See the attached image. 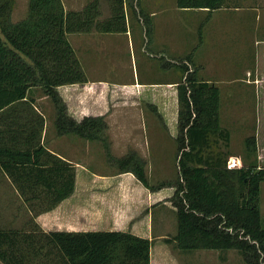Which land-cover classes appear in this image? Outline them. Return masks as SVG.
<instances>
[{
    "label": "trees",
    "instance_id": "obj_1",
    "mask_svg": "<svg viewBox=\"0 0 264 264\" xmlns=\"http://www.w3.org/2000/svg\"><path fill=\"white\" fill-rule=\"evenodd\" d=\"M13 2L0 0V176L26 208L47 212L72 195L75 171L44 147L45 118L35 105L34 91H42L55 106L58 135L99 141L108 151L102 137L105 118L84 117L78 122L69 118L56 91L86 83L67 34L86 32L93 25L96 3L75 13L64 12L61 0H28L26 18L13 23ZM224 2L175 0V5L180 10L211 12ZM122 5V0H113L112 18L102 25L103 32L126 31ZM136 20L149 23L145 17ZM184 59L177 62L183 76L176 88V182L151 187L144 162L135 154L115 161L118 174H132L151 192L169 185L174 188L170 201L175 208L173 241L178 250L235 251L243 264H264L259 207L264 167L256 163L228 167L230 134L220 125L219 90L198 80L192 54ZM244 143L247 154L257 153L254 137ZM0 263L149 264L150 242L127 232L45 233L33 223L28 231L0 230Z\"/></svg>",
    "mask_w": 264,
    "mask_h": 264
},
{
    "label": "rangeland",
    "instance_id": "obj_2",
    "mask_svg": "<svg viewBox=\"0 0 264 264\" xmlns=\"http://www.w3.org/2000/svg\"><path fill=\"white\" fill-rule=\"evenodd\" d=\"M16 1L17 11L19 15H21L22 4H24L26 0H15V3ZM159 1L163 2L161 7H168V9L172 7L173 0H158V2ZM232 1L234 2L230 3V5L236 3L235 5L237 6H233L243 9V12L226 10L224 14L233 17L243 13L249 14V17L254 19V22H251V20L248 22L249 25L251 24L252 27L255 26L254 33L250 30L252 32L250 36L253 35L255 39H264V34L261 29L258 30V26L256 27V25L259 24L256 12L250 11L247 13L246 11V7H248V9L249 7L250 9L254 7L260 10L262 16L260 17V22H262L261 24L264 26V0ZM155 2L156 0H137L136 3L133 2L130 6H127V30L133 34L130 39L135 43V47L132 49L131 46L128 45L130 39L120 38L118 49L112 48L111 52H109L110 55L108 56L109 59L107 62L108 72L103 74L104 78L117 83L133 80H136V82H161L166 81L167 78L168 81L181 80L183 71L179 65H177V62L185 60L184 58L187 56L178 57L168 54L159 58H154L152 56L156 54L158 50V47L152 43L153 41L157 43V41L155 39L156 37L152 36V24L149 18L150 11L157 3ZM158 5H160V3H158ZM102 8L101 12H103V15H107L108 8ZM169 15H173V17L176 16L177 18L175 22H171L173 24H171L169 28L170 32L168 33L170 36L172 35L170 38L173 39L174 42H178V39L185 40L184 37L189 36L190 33L187 32L186 29L190 26L187 24L189 23L191 25L195 20L201 21L198 32L202 33L203 24L206 23L208 19L204 14L188 12L176 13L173 10ZM144 17L149 19V23L146 22L147 24L143 25L139 24V20L137 21L136 19H143ZM187 19L190 20L185 24ZM181 28L182 30H180ZM146 29H148L146 38L150 40V43L145 45L147 54L143 53L144 51H139L137 47V36L141 35L140 41H142ZM167 32V30H164L163 34ZM179 49L180 48H178V50ZM194 49H196V47L188 51L189 55L192 54L193 56L195 52ZM248 50L250 53L251 49ZM113 68L116 72L112 71ZM201 70L202 69H199L197 71V76L212 77V75L208 74L206 71L201 73ZM262 74L264 75V71ZM252 76H254V74H252ZM262 77L263 79L259 83L254 82V85L236 83L233 86H226L224 85L226 82L224 83V80H221V78L212 81V83L219 82L220 80L222 81V84L218 86L215 84L213 85L219 90V116L221 118V127L231 132L227 150L235 157L234 161L229 159V164L235 167L241 165L249 166L255 163L264 167V119L261 118H264V114L262 113V108L264 107V76ZM57 94L66 107V115L74 119L72 115H76V113L71 106L72 99L65 98V93L62 94L64 98H62L59 93ZM228 98H236L238 100L237 109H233V106L227 103ZM173 99L174 98H90L89 100L92 101L91 106H103L105 109H108V116L105 117L106 130L102 133V137L105 139L107 145V154L102 142L81 139L71 134L63 136L58 135L54 124L56 113L55 106L42 91H34L35 105L45 118L43 145L48 151L53 154H59L63 159L71 161L72 163L79 164L83 167V170H86L82 171L84 174L90 173L106 176L118 175L119 170L115 161L123 159L130 154H135L142 160L143 158L146 160L149 154H152V156L156 158L159 155L161 157H158V160L164 159L162 161V163H164L162 166H145L144 164V173L151 187H157L161 184L172 185L177 180L175 161L177 148V143L175 141L177 116H175L174 113L177 112L178 114V103L176 107L172 106L171 109L169 102ZM153 101L160 106L154 105ZM158 109L160 111H166L167 109L168 117H166L165 120L157 115ZM235 112H240L243 114V118H245H238V121L232 119L230 115L235 114ZM74 120L78 122L80 119L78 120V118H75ZM172 127L175 128L172 129ZM251 137L255 138L257 147L256 154H247L245 151L244 141L246 138ZM217 146L224 150L223 144L217 143ZM153 163L157 164L158 161H154ZM74 171L76 177L77 171L75 167ZM138 184L140 183L138 182ZM117 188H120V184H118ZM128 188L129 184L127 185V189ZM133 190L135 191L136 188H133ZM168 191H173V188H170V190L165 188L163 191L164 193H162L165 199H163L162 202H156L152 209H150L154 234L152 236L153 239L155 235L158 237L159 234H162L164 237L161 238L173 240V233H176V221H174V217L171 214V205L169 204V202H171L169 198L172 194L167 193ZM259 200L260 213L264 226V181L260 185ZM72 205V202L69 200L59 204L51 211L41 212V207L32 211L30 208H26L17 197V194L15 195L13 189L0 179V229L25 230L28 226L35 223L48 232H52L53 230L67 231L74 223V219L70 213L73 207ZM146 214L147 212L144 210L142 216L138 217L134 215L128 224L129 230L134 229L136 233H143L147 220L146 216L148 215ZM79 219H81V217ZM88 219L90 220V224L87 225L91 228L97 227L106 229L113 227V221H108L106 218L102 221H96L93 216H90ZM219 256L221 258V263L218 264H243L240 255L235 251H226L219 254ZM212 261L213 258L208 261V264H212Z\"/></svg>",
    "mask_w": 264,
    "mask_h": 264
},
{
    "label": "crops",
    "instance_id": "obj_3",
    "mask_svg": "<svg viewBox=\"0 0 264 264\" xmlns=\"http://www.w3.org/2000/svg\"><path fill=\"white\" fill-rule=\"evenodd\" d=\"M122 1V12L126 23V20L128 19L126 11L127 6L132 4V0ZM92 2L96 3V10H93L95 14H91L93 17L90 20L93 25L86 32L67 34V41L84 72L86 83L62 86L56 89L57 93H59L62 98H64L62 94L65 93L67 96H65V98L72 99L71 106L76 113V115L74 114L75 116L72 115L74 119L78 118V120H81L84 117L98 116H103L105 118L108 116V109H105L103 106H91L92 101L89 100L90 98H174V102L173 100H170L169 102L170 108L172 109V106L176 107V88L177 84L180 82L179 80L168 81L167 78L166 81L161 82H136V80H133L117 83L109 81L103 77V74L108 72L107 62L111 49H118L117 47L119 46L120 38H126L129 40L132 38L133 34L127 30V23L125 26L126 31L122 33H106L102 31V25L109 22L112 18L113 0H61L64 12L75 13L80 12ZM156 2V4L154 3L155 7L150 11L149 15L152 24V36L156 37L155 39L157 41V43L154 41L152 43L158 47L157 53L152 55L154 58L165 56V54L185 57L189 55V50L196 47L192 56L193 65L197 68V71L202 69L201 73L206 71L208 74L212 75L211 78L197 76L198 80L209 84H215L217 86L222 84L221 80H224V83L226 82L224 85L233 86L236 83L254 85V82L259 83L263 79L264 39H255L253 35L250 36V33L252 34L251 31L254 33L255 26L252 27L251 24L249 25L248 22L250 20L251 22H254V19L249 17V14L243 13L234 17L224 14V11L226 10L243 12V9L233 6L236 3L230 5V3L234 1L225 0L222 8L211 12L204 9L178 10L175 5V0L172 1L173 3L170 9H168V7H161V4L163 3L162 1L158 2V0H156ZM158 3H160V5H158ZM102 7L108 8L107 15H103V12H101V9H103ZM27 8L28 0L22 4L21 15H19V12L17 11V1L15 3L14 0L11 21L17 23L24 20L28 13ZM172 10L176 13H200L204 14L205 17H208L206 23L203 24L202 33L199 35L198 32L201 21L195 20L191 25L189 23L187 24L190 26L186 29V31L190 33L189 36L184 37L185 40L178 39V42H174V40L170 38L172 35L170 36V34H168L170 32L169 28L171 24H173L171 22L177 20L176 16L173 17V15H169ZM246 11L247 13L250 11L256 12L259 24L255 25L256 27L258 26V30L261 29L264 34V26L261 24L262 22H260V17H262L260 10L254 7L253 9H250V7L248 9V7H246ZM189 20L190 19H187L185 24ZM164 30H167L168 32L163 34ZM180 30H182V28ZM140 36L141 35L137 36V47L139 48V51H144L143 53L147 54L145 45H148L150 40H148L145 35L142 37V41H140ZM128 45H130L132 49L135 47V43L131 39L128 42ZM178 48L181 50H178ZM248 49H251L250 53ZM112 71L116 72L114 68ZM252 74H254V76H252ZM217 78H221V80L212 83V81ZM237 102L238 100L236 98H228L227 101V103H230V105L233 106V109L238 108ZM153 104L160 106L155 101H153ZM262 109V113L264 114V107ZM162 111L159 110L157 115L165 120L166 117H168L167 109L164 112ZM174 114L177 116V112ZM230 117L236 121H238V118H245H243V114L240 112H235V114L230 115ZM261 118L264 119L263 117ZM173 128L175 127H172V129ZM226 131L231 134L230 130L226 129ZM55 155L71 165L74 164L73 166L77 172L74 191L69 199L65 200H70L73 204L70 213L74 219V223L67 231L53 230L52 232H127L134 236L149 240V264H208V261L211 258H213V261L211 262L212 264L221 263L219 254L223 252L203 250L182 252L176 248L175 242L172 239L167 240L166 238H161L164 237L162 234H159L158 237L155 235L154 239L152 238L154 234L150 209H152L156 202H162V200L165 199V196L162 193H164L163 191L165 188L168 190L173 188L171 185L151 192L138 184L134 176L130 173L112 176L90 173L84 174L82 171L86 170H83V167L79 164L63 159L59 154ZM158 157L161 156L158 155L157 158ZM157 158L152 156V154H149L146 160L143 158L142 161L145 166H162L164 164L162 163L164 159L158 160ZM230 160L234 161L235 157L232 156ZM154 161H158V163L154 164ZM0 179L12 188L3 176H0ZM118 184H120L119 189L117 188ZM128 184L129 188L127 189ZM133 188H136V190L134 191ZM13 191L16 195L17 193L14 189ZM167 193L172 194L170 196L171 198L174 194V188L173 191H168ZM17 197L19 198L18 195ZM169 204L171 205V214L174 217V221H176L175 208L172 206L171 202H169ZM144 210H146L148 215L146 214L147 220L143 233H136L134 232V229L129 230L128 224L134 215L140 217ZM90 216H93L96 221H102L105 218L108 221H113V227L106 229L97 227L91 228L87 225L90 224V220L88 219ZM80 217L81 219H79ZM29 228L30 226L25 230H20L28 231ZM39 228L43 232L48 233V231L44 230L42 227L39 226ZM175 234L176 233H173L172 238Z\"/></svg>",
    "mask_w": 264,
    "mask_h": 264
},
{
    "label": "built area",
    "instance_id": "obj_4",
    "mask_svg": "<svg viewBox=\"0 0 264 264\" xmlns=\"http://www.w3.org/2000/svg\"><path fill=\"white\" fill-rule=\"evenodd\" d=\"M229 168H232V167H234V165H232V164H229V166H228Z\"/></svg>",
    "mask_w": 264,
    "mask_h": 264
}]
</instances>
